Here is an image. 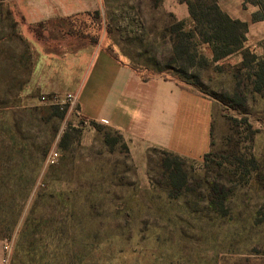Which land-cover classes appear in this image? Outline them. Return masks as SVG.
<instances>
[{
	"label": "rangeland",
	"instance_id": "1",
	"mask_svg": "<svg viewBox=\"0 0 264 264\" xmlns=\"http://www.w3.org/2000/svg\"><path fill=\"white\" fill-rule=\"evenodd\" d=\"M99 1L0 0V264H264V84L256 90L255 75L264 71V20L248 31L256 60L198 70L196 89L214 102L209 150L141 153L83 116L68 92L38 83L70 87L61 78L82 40L144 78L182 80L169 68V29L191 24L187 5L106 0L116 17L104 20ZM220 1L240 19L264 14V0ZM165 161L181 164L185 186L172 185Z\"/></svg>",
	"mask_w": 264,
	"mask_h": 264
},
{
	"label": "crops",
	"instance_id": "2",
	"mask_svg": "<svg viewBox=\"0 0 264 264\" xmlns=\"http://www.w3.org/2000/svg\"><path fill=\"white\" fill-rule=\"evenodd\" d=\"M106 3V0H100L94 7L99 10L100 18L116 17V13L106 11ZM220 5L237 18L221 1ZM72 14L74 12H70ZM56 16L51 14L43 19ZM241 20L249 22L250 27L251 20ZM81 42V48L70 51V73L66 79L61 78V83L70 84V87L61 88L45 77L38 83L42 91L73 94L83 116L101 122L106 120L129 141L130 149L138 148L141 153L151 146L183 156H200L209 150L214 108L210 97L174 76L144 78L130 64L116 58L101 45ZM246 47H250L248 39ZM208 56L211 57L210 53ZM233 56L242 61L240 53L222 61ZM193 122L202 129H196ZM178 132L180 134L176 136ZM185 134L190 137L186 138Z\"/></svg>",
	"mask_w": 264,
	"mask_h": 264
},
{
	"label": "trees",
	"instance_id": "3",
	"mask_svg": "<svg viewBox=\"0 0 264 264\" xmlns=\"http://www.w3.org/2000/svg\"><path fill=\"white\" fill-rule=\"evenodd\" d=\"M187 5L191 24L185 20H175L169 31L173 35L172 57L169 68L175 69L182 80L195 87L200 85L198 70L218 63L236 53L242 55L241 63L248 65L258 58L246 47L249 22L234 18L220 5V0H177ZM259 4L255 0H243V3ZM264 20V14L253 12L251 21ZM207 46L211 57L201 51ZM263 66V65H262ZM167 68V67H166ZM256 90L264 84V71L255 73ZM178 161L179 156L165 151ZM169 168L168 178L174 187H182L187 183L181 164L165 161Z\"/></svg>",
	"mask_w": 264,
	"mask_h": 264
},
{
	"label": "built area",
	"instance_id": "4",
	"mask_svg": "<svg viewBox=\"0 0 264 264\" xmlns=\"http://www.w3.org/2000/svg\"><path fill=\"white\" fill-rule=\"evenodd\" d=\"M43 98H45V97H43ZM65 100H67V101H70V102H74V100H75V97H74V95L73 94H71V93H67L66 94V96H65ZM65 100H63L62 102H65ZM57 103H59L60 101H56ZM104 123H107V121L106 120H104L103 121ZM58 153L57 152H52L50 155H49V161L51 162V163H54L57 159H58ZM5 248H7V247H5Z\"/></svg>",
	"mask_w": 264,
	"mask_h": 264
}]
</instances>
